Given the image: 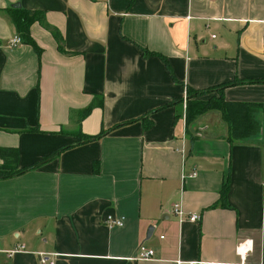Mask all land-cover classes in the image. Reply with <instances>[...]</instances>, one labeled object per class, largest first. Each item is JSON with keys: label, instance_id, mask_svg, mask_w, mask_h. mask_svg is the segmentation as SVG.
Listing matches in <instances>:
<instances>
[{"label": "crops", "instance_id": "0c3cea01", "mask_svg": "<svg viewBox=\"0 0 264 264\" xmlns=\"http://www.w3.org/2000/svg\"><path fill=\"white\" fill-rule=\"evenodd\" d=\"M16 8L65 54L9 48ZM186 91L224 107L185 122ZM64 146L0 178V264H264V0H0V171Z\"/></svg>", "mask_w": 264, "mask_h": 264}, {"label": "trees", "instance_id": "16d2710c", "mask_svg": "<svg viewBox=\"0 0 264 264\" xmlns=\"http://www.w3.org/2000/svg\"><path fill=\"white\" fill-rule=\"evenodd\" d=\"M9 18L11 20L14 31L20 37L21 42L30 45L35 52H38V49L35 47V45L31 41V39L29 38L28 29H29V26L31 24L38 23L45 31H47L51 35V37L55 41L57 50L61 53H64V51L62 49V43H61V38H60L59 34L57 33V31H55V29H53V28H51L45 24L44 14L41 11L22 10L20 8L11 9V10H9ZM206 91H208V90H206ZM200 93H205V92H200ZM186 95H187V101H186V105H185V116H184L185 122H190L191 120H193V118L195 116L202 114L203 112L207 111L208 109L218 108V109L222 110V108L224 107V103L221 101L220 97L216 101H206V102L204 101V102H202V101H195V100L189 101L188 100L189 98H192L196 95H199L198 92L186 91ZM251 124H252V121H251ZM251 124L249 125V127L252 129ZM233 125H235V127L237 126L234 123H233ZM249 127L246 126L244 128L245 134L250 129ZM235 129H234V131H236ZM103 134H104V132H100L99 134H97L96 136H93V137L82 136L81 139L84 142H88V141H91L93 139H97L98 137H100ZM67 148H69V146H64L62 148H59L56 151L49 154L48 156L41 159L37 164L31 165L27 168H23L21 170L14 171L12 173L0 171V178H6L11 174H20V173H23V172L28 171L30 169H33V168L45 163L47 160H49L54 155H56L59 151L65 150ZM96 170H97V167L93 166V172H96ZM226 192H227V182L225 181L222 184L220 191H219V198L221 201L224 199Z\"/></svg>", "mask_w": 264, "mask_h": 264}, {"label": "built area", "instance_id": "2783aa9c", "mask_svg": "<svg viewBox=\"0 0 264 264\" xmlns=\"http://www.w3.org/2000/svg\"><path fill=\"white\" fill-rule=\"evenodd\" d=\"M199 1H201V0H199ZM20 43H21L20 37L18 35H14L11 39H9L8 47L14 48V47L18 46ZM182 102H183V105L185 107V97L184 96L182 98ZM180 152H181V154H183L182 150ZM195 175H196L195 171L192 170L186 177L187 178H194ZM171 212L176 217V219L179 223L182 221L196 222L199 219L197 214H185L182 211L181 206L179 204H173L171 206ZM103 223L106 227H109V228L121 227L122 226V219L121 218H115L112 215H106L104 217ZM244 246H245L244 243H243V245L241 244V246L238 245L236 248V251L238 253H240V250H242V248ZM22 251H23V246L17 245L12 250L3 251V252H5V254L10 256L16 252H22ZM153 256H154L153 250L141 243L136 247L135 252H134L133 256L130 258V260L131 261H141V260L147 261V260H152ZM44 257H45V255L40 256V258H39L40 264H52L51 262L47 261V258H44ZM177 264H197V263L196 262L178 261Z\"/></svg>", "mask_w": 264, "mask_h": 264}, {"label": "water", "instance_id": "95a60500", "mask_svg": "<svg viewBox=\"0 0 264 264\" xmlns=\"http://www.w3.org/2000/svg\"><path fill=\"white\" fill-rule=\"evenodd\" d=\"M150 234H151V227H149L145 233V240L149 238Z\"/></svg>", "mask_w": 264, "mask_h": 264}, {"label": "rangeland", "instance_id": "374dc122", "mask_svg": "<svg viewBox=\"0 0 264 264\" xmlns=\"http://www.w3.org/2000/svg\"><path fill=\"white\" fill-rule=\"evenodd\" d=\"M202 102H204V101H202Z\"/></svg>", "mask_w": 264, "mask_h": 264}]
</instances>
